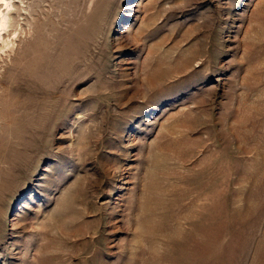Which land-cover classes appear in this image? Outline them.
<instances>
[{
	"label": "rangeland",
	"instance_id": "obj_1",
	"mask_svg": "<svg viewBox=\"0 0 264 264\" xmlns=\"http://www.w3.org/2000/svg\"><path fill=\"white\" fill-rule=\"evenodd\" d=\"M1 11L0 264H264V0Z\"/></svg>",
	"mask_w": 264,
	"mask_h": 264
},
{
	"label": "bare ground",
	"instance_id": "obj_2",
	"mask_svg": "<svg viewBox=\"0 0 264 264\" xmlns=\"http://www.w3.org/2000/svg\"><path fill=\"white\" fill-rule=\"evenodd\" d=\"M7 2V1H6ZM9 6V5H8ZM8 8V7H7ZM10 8V7H9ZM7 12V11H6ZM8 23V16L4 12H0V29H2Z\"/></svg>",
	"mask_w": 264,
	"mask_h": 264
}]
</instances>
